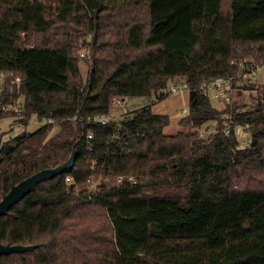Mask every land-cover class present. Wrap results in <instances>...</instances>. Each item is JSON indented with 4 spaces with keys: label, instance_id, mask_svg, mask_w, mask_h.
Returning <instances> with one entry per match:
<instances>
[{
    "label": "trees",
    "instance_id": "1",
    "mask_svg": "<svg viewBox=\"0 0 264 264\" xmlns=\"http://www.w3.org/2000/svg\"><path fill=\"white\" fill-rule=\"evenodd\" d=\"M241 55L264 58V0H0V71L22 77L25 101L24 113L0 111V121H46L0 137V200L75 154L69 172L0 215L1 244L34 246L0 264H264V84L235 92L234 104L237 93H259L230 110L253 133L246 148L235 126L223 132L201 87L237 74ZM176 79L189 84L177 133L151 105L94 120L115 98L163 99ZM211 122L215 132L202 136ZM95 174L108 180L90 190Z\"/></svg>",
    "mask_w": 264,
    "mask_h": 264
},
{
    "label": "rangeland",
    "instance_id": "2",
    "mask_svg": "<svg viewBox=\"0 0 264 264\" xmlns=\"http://www.w3.org/2000/svg\"><path fill=\"white\" fill-rule=\"evenodd\" d=\"M82 51L86 52L85 50ZM80 69L84 80H86L88 77L89 66L85 62H81ZM252 83L257 85V87H261L264 84V79H258ZM172 84H177V86L183 87L185 80L176 79L175 81H171L169 89L167 90L168 94L163 99H159L156 95H153L152 97H126L116 98L115 100L113 99L110 113L108 115L109 120L119 122L124 118L132 117L134 113L143 106L151 105L154 112L164 113L169 116L170 123L164 128V131L169 134L177 133L183 129L179 124L180 120L189 112V88H183L174 93L170 91V86ZM258 95V88L245 90L242 94L237 93L234 105H238L240 106L239 109L245 110L254 104ZM20 119L21 115L2 118L0 121V137H2L3 140H8L23 131H35L46 123L44 119H39L36 114L32 115L30 121L26 125L21 123ZM50 122L53 123L51 133H54L58 130L59 126L54 120H50ZM215 127L216 124L211 122L203 126L200 129V132L202 136L208 137L210 133L215 132ZM235 130L239 140V148L249 147L253 138V133L250 127L248 125H238L235 127ZM93 177L94 179L92 178V181L87 186L90 190H95L102 180H108V177H104L102 174H95Z\"/></svg>",
    "mask_w": 264,
    "mask_h": 264
},
{
    "label": "built area",
    "instance_id": "3",
    "mask_svg": "<svg viewBox=\"0 0 264 264\" xmlns=\"http://www.w3.org/2000/svg\"><path fill=\"white\" fill-rule=\"evenodd\" d=\"M236 64L239 68L237 74L214 77L203 81L201 84V87L208 92L213 106L221 111L220 118L225 134H230L233 126H238L234 124L230 111L234 104L235 92L238 86L246 83L250 84L258 79H264V58L241 55ZM21 84L22 77L20 75L15 74L13 71H0V111L16 114L25 112V101ZM187 87L189 88V84L186 81L183 87L172 84L170 91L175 93ZM94 120L103 123L110 121L108 115L97 116ZM88 137H92L90 130L88 131ZM67 180H70V177H67Z\"/></svg>",
    "mask_w": 264,
    "mask_h": 264
},
{
    "label": "water",
    "instance_id": "4",
    "mask_svg": "<svg viewBox=\"0 0 264 264\" xmlns=\"http://www.w3.org/2000/svg\"><path fill=\"white\" fill-rule=\"evenodd\" d=\"M75 154L71 159L64 165H60L53 168H45L39 170L32 175L26 177L20 182L14 184L9 192H7L4 197L0 200V215L8 213L13 205L19 202L29 191L35 188V185L46 178L56 176L60 173L69 172L74 164ZM34 246H24L20 244L8 245L0 243V255L10 253L13 251H25L28 249H33Z\"/></svg>",
    "mask_w": 264,
    "mask_h": 264
}]
</instances>
